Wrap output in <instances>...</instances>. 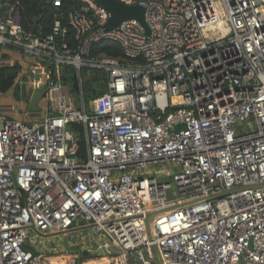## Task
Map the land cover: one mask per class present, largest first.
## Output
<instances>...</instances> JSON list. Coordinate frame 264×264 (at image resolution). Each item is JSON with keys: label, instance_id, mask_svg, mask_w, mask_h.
Wrapping results in <instances>:
<instances>
[{"label": "built area", "instance_id": "built-area-1", "mask_svg": "<svg viewBox=\"0 0 264 264\" xmlns=\"http://www.w3.org/2000/svg\"><path fill=\"white\" fill-rule=\"evenodd\" d=\"M116 1L142 6L150 35L106 31L93 0L33 35L0 4V66H21L7 95L27 97L0 102V264H78L74 231L98 264H157L153 248L161 264H264V0ZM106 41L122 56L94 53ZM66 67L79 86L104 72L107 111H86Z\"/></svg>", "mask_w": 264, "mask_h": 264}, {"label": "trees", "instance_id": "trees-1", "mask_svg": "<svg viewBox=\"0 0 264 264\" xmlns=\"http://www.w3.org/2000/svg\"><path fill=\"white\" fill-rule=\"evenodd\" d=\"M74 0H62V7H54L52 0H0V4L3 6L11 5L13 8L19 10L22 18V26L27 31H32L34 28L33 19H36V29L39 34L47 35L50 33L54 21L57 19L58 14L64 13ZM62 21H65L62 18ZM102 52L110 57H121L122 50L120 46L114 42L106 41L98 45L94 53ZM10 50L0 46V59H4L8 56ZM64 75L62 76V83L70 85V91L74 95L82 93L83 102L86 111L92 114L103 113L108 110L102 95L106 92L105 74L102 71L82 70L81 79L82 83L79 86L78 79L74 76L73 70L70 68H64ZM21 71L19 64L12 66L2 65L0 66V94H7L13 89L16 78ZM90 73V74H89ZM14 99L19 101L20 98L26 97V94L20 93L19 88H14ZM90 102L93 104L90 107ZM70 128H76L74 125H70ZM85 153V142L82 138L79 142V155L82 157Z\"/></svg>", "mask_w": 264, "mask_h": 264}, {"label": "water", "instance_id": "water-1", "mask_svg": "<svg viewBox=\"0 0 264 264\" xmlns=\"http://www.w3.org/2000/svg\"><path fill=\"white\" fill-rule=\"evenodd\" d=\"M95 1L98 5L103 7L107 12H108V20L106 24L104 25V29L106 31H111L118 29L120 24L123 21L126 20H135L137 21L141 27L144 28L145 32L147 35H150L149 28L146 24L145 21V9L142 6H124L123 4L119 3L116 0H93ZM34 27L36 26V19H33ZM33 35H37V31L34 28L32 31ZM45 94V89H41L38 91H35L33 93H30V100L28 102V111H39V102L40 100L44 97ZM155 213H151L147 216V231L148 234L150 235V224L151 220L154 217ZM156 248H153L156 262L157 264H161L158 251H156Z\"/></svg>", "mask_w": 264, "mask_h": 264}, {"label": "crops", "instance_id": "crops-1", "mask_svg": "<svg viewBox=\"0 0 264 264\" xmlns=\"http://www.w3.org/2000/svg\"><path fill=\"white\" fill-rule=\"evenodd\" d=\"M66 238H70V240L66 243L65 246L69 252H74V254L78 253V264H98L97 261L93 260V256L90 255L87 256V254L84 252L85 249H93L95 246L94 241H91V238L89 237V240L83 241V234L82 231H74L71 235L67 236ZM85 257V259H83Z\"/></svg>", "mask_w": 264, "mask_h": 264}, {"label": "rangeland", "instance_id": "rangeland-1", "mask_svg": "<svg viewBox=\"0 0 264 264\" xmlns=\"http://www.w3.org/2000/svg\"><path fill=\"white\" fill-rule=\"evenodd\" d=\"M15 54H17L16 52H14ZM20 55H18L17 57H19ZM21 59H22V57H21ZM60 74H61V78H62V76L64 75V70L63 69H61L60 70ZM90 74V73H89ZM62 80V79H61ZM9 93V92H8ZM12 96H13V94H12ZM10 94H4V95H0V102L2 103V104H11V105H17V106H21V104H20V102L19 101H17V100H15L14 99V96L12 97ZM105 96H106V92L102 95V99H104L105 98ZM27 99V97H24V98H20V100H26ZM90 107H92L93 106V104L90 102V105H89ZM168 193H169V195L171 194V192L170 191H168ZM82 232H84V231H82ZM42 234V233H41ZM92 236H94L95 237V234H93ZM39 237L42 239V236L41 235H39ZM56 238H52V240L54 241ZM70 240V238H63V240L61 241V243L62 244H64L65 245V241H66V243L68 242ZM45 242H47L46 240H45ZM72 253H74V252H70V254H72ZM51 257H54V262H55V264H57V259H60L61 257L60 256H58L57 257V259L55 258L56 256H51ZM75 257L77 258V262L79 263V260H78V253L77 254H75ZM83 259H85V257H83Z\"/></svg>", "mask_w": 264, "mask_h": 264}, {"label": "bare ground", "instance_id": "bare-ground-1", "mask_svg": "<svg viewBox=\"0 0 264 264\" xmlns=\"http://www.w3.org/2000/svg\"><path fill=\"white\" fill-rule=\"evenodd\" d=\"M226 35V30H222L221 28L220 29H217V28H213L211 29V31L209 32L208 34V37L210 39H216V38H220V37H223ZM121 101V100H120ZM117 102H119V100H117Z\"/></svg>", "mask_w": 264, "mask_h": 264}]
</instances>
